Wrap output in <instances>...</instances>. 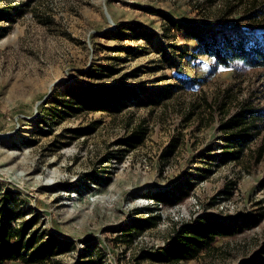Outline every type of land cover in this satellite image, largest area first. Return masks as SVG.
I'll return each instance as SVG.
<instances>
[{
	"label": "rangeland",
	"instance_id": "374dc122",
	"mask_svg": "<svg viewBox=\"0 0 264 264\" xmlns=\"http://www.w3.org/2000/svg\"><path fill=\"white\" fill-rule=\"evenodd\" d=\"M208 34L260 41L264 0H0V221L30 225L31 264H169L198 219L243 230L180 264H264V68L195 56ZM80 93L107 109L63 107ZM241 111L260 135L220 163Z\"/></svg>",
	"mask_w": 264,
	"mask_h": 264
},
{
	"label": "trees",
	"instance_id": "16d2710c",
	"mask_svg": "<svg viewBox=\"0 0 264 264\" xmlns=\"http://www.w3.org/2000/svg\"><path fill=\"white\" fill-rule=\"evenodd\" d=\"M219 35L196 36L199 48L195 56L213 59L216 68H230L235 64L251 68H264V34L260 41L247 36L236 35L229 38ZM169 96L170 93L163 94L162 99H167ZM94 97L80 93L74 98L72 97L73 100L69 105L63 107L71 111L80 109L103 111L107 109L102 102ZM157 103L156 100H148L147 104ZM116 109L119 110V108ZM245 113L246 111L238 112L233 116V119L223 123L222 130L226 131V144L224 151L219 156L220 163L240 162L244 157V151L260 135V129L255 125L258 121L255 117L256 113L248 111L249 116ZM143 135L141 125L137 126L123 139V145L135 148L141 143ZM157 199L160 203H166V199ZM198 220L199 222L194 227L180 224L174 230L170 245L158 255L159 259L169 264H180L183 261L196 259L201 252L211 249L218 237L243 230V226L233 228L218 224L213 220ZM145 223L148 226L154 224V222ZM29 227L30 225H23L19 228H12L10 222H5L2 218L0 221V264L11 261L31 264L37 261V250L32 247L33 239L25 240ZM26 251L30 253L26 255Z\"/></svg>",
	"mask_w": 264,
	"mask_h": 264
},
{
	"label": "water",
	"instance_id": "95a60500",
	"mask_svg": "<svg viewBox=\"0 0 264 264\" xmlns=\"http://www.w3.org/2000/svg\"><path fill=\"white\" fill-rule=\"evenodd\" d=\"M108 19H109V17H108Z\"/></svg>",
	"mask_w": 264,
	"mask_h": 264
}]
</instances>
